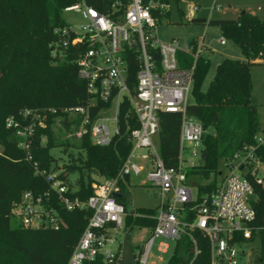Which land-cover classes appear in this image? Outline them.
Masks as SVG:
<instances>
[{
    "label": "trees",
    "instance_id": "trees-1",
    "mask_svg": "<svg viewBox=\"0 0 264 264\" xmlns=\"http://www.w3.org/2000/svg\"><path fill=\"white\" fill-rule=\"evenodd\" d=\"M76 1L0 0V264H67L93 212L87 208L69 211L55 193L48 200L45 193L50 191L49 184L44 176L36 174V170L52 172V148L76 147L85 152V157L79 155L66 166V176L61 178L68 185V196L72 200L86 202L94 194V183L119 175L133 147L129 134L139 127L125 100L119 113L120 134L109 145H94L89 133L77 140L65 138L79 131L81 125V117L66 112V109L85 105L88 100L87 84L79 78L77 66L84 48L80 44H71L72 36L61 32L67 26L64 9ZM161 1L171 3L172 0ZM173 1L178 3L179 0ZM90 3L96 6L98 1L90 0ZM180 15L182 17L183 13ZM157 16L161 20L169 19L170 12ZM188 23L221 26L224 38L236 43L245 58L244 61L224 59L217 66L207 91L202 92L211 62L198 53L195 40L189 44L190 53L178 52L181 67L194 66L191 92L195 102L187 105V114L199 121L205 130L200 144V164L188 168L182 166L189 183L195 179L205 181L194 185L201 198L212 193L223 180L221 166L230 165L235 154L243 149L255 146V156L264 166V144L259 145L256 141L262 129L257 107L251 101V68L264 64V21L243 12L236 20L194 18ZM65 39L69 41L67 46L63 45ZM59 57L62 62L56 65L55 59ZM137 70L135 65L129 79L131 89L135 87ZM102 107V103L96 105L93 115ZM26 110L47 111L46 127H36L29 140V155L19 147L23 139L18 135L19 130L32 122L31 117L22 116ZM49 110H56V113ZM9 118H14L19 127L7 128ZM158 118L159 156L166 168L178 169L182 116L161 112ZM56 121L62 125L59 129ZM69 173H78L81 177L76 190L69 185ZM84 176L88 177L87 182L82 179ZM247 178L253 185L251 205L256 212L255 230L249 241L261 236L258 264H264V184H258L250 174ZM130 184L131 176L120 179V192L116 196V201L125 205L124 231L130 234L136 226L151 231L154 220L140 216H154L157 209L133 210ZM26 192L41 196L45 205L53 206L62 222L58 230L23 226L20 217L13 214V208ZM197 238L201 250L198 264H207L209 244L198 234ZM192 249L189 242L177 244L169 264H182ZM84 264L105 262L98 258Z\"/></svg>",
    "mask_w": 264,
    "mask_h": 264
},
{
    "label": "built area",
    "instance_id": "built-area-1",
    "mask_svg": "<svg viewBox=\"0 0 264 264\" xmlns=\"http://www.w3.org/2000/svg\"><path fill=\"white\" fill-rule=\"evenodd\" d=\"M97 1L94 6L90 0H77L64 9V12L79 14L83 20L81 31L67 24L61 32L72 36L71 44H80L84 48L77 66L79 78L86 82L88 93L85 105L68 108L66 112L81 117L78 136L89 133L96 146H107L120 134L119 113L125 100L139 127L129 134L133 147L119 175L94 183V194L86 202L68 196V185L61 178L66 176L62 169L56 173L36 170V174L44 176L49 184L50 191L45 193L48 200L55 193L67 210L87 208L93 212L67 264L95 262L98 258L105 264H121L123 240L128 233L124 231L125 207L116 201V195L120 192V179L126 175L140 176L143 172L157 189L160 203L154 216H140L154 220L155 226L144 246L132 247L134 264L164 262V259L153 260L151 256L157 239L163 240L158 249L161 253L169 250V241L175 246L191 243L192 253L182 264H198L201 250L197 234L209 244L207 264H241L242 258L249 257L241 248L252 239L256 220L251 205L253 185L247 175L253 176L258 184H264L260 175L264 166L255 156L256 147L250 146L236 153L216 189L198 198L182 167V151L187 145H200L205 133L202 124L187 114L186 99L193 88L194 66L181 67L176 40L161 41L156 34V27L162 21L157 14L170 12V3L161 0ZM215 7L220 5L216 2ZM221 43L225 41L221 40ZM68 44L65 39L63 45ZM135 65L138 67L136 83L131 89L129 79ZM99 103L103 107L93 115ZM46 112L26 110L22 113L24 118L31 117L32 120L18 131L23 139L19 147L28 155L29 140L35 128L46 127ZM49 112L56 113V110ZM161 112L182 116L178 169L164 166L152 141L153 137L159 136L158 115ZM6 125L11 128L20 124L9 118ZM256 141L259 145L264 144V137L258 136ZM140 149H147L149 155H137ZM13 214L20 217L25 228L58 230L62 224L53 206L45 205L41 196L35 197L31 192L23 195L22 201L13 208ZM120 235H124L122 241L118 239Z\"/></svg>",
    "mask_w": 264,
    "mask_h": 264
},
{
    "label": "rangeland",
    "instance_id": "rangeland-1",
    "mask_svg": "<svg viewBox=\"0 0 264 264\" xmlns=\"http://www.w3.org/2000/svg\"><path fill=\"white\" fill-rule=\"evenodd\" d=\"M220 5L219 8L215 7V3ZM170 17L164 18L160 24L156 27V34L161 41H170L175 39L178 48L182 52H186L189 48V43L193 40L198 41L201 46V56L208 59L211 62L210 68L205 76L202 92L207 91L211 81L213 80L217 66L224 60H239L244 61L245 58L239 49V47L230 39H226L223 36V28L219 25H196L188 23L189 20L194 18H204L209 20H236L243 12H248L264 21V0H179L178 3L171 1L170 3ZM196 7V9H195ZM181 12L183 16L181 17ZM64 21L71 25L75 30L81 31L83 20L80 15L75 12H64ZM221 40L225 43L222 44ZM62 62L61 57L55 59V64L58 65ZM251 80H252V96L251 101L256 105L258 110V116L261 124V133L259 136L264 137V64L253 65L251 68ZM195 102V98L192 92L186 99V104L191 105ZM57 122V121H56ZM57 129L62 125L55 123ZM54 124V125H55ZM209 133L212 131L209 130ZM78 131L66 136L70 140H77L79 138ZM153 144L157 154L160 153V140L159 136L153 137ZM201 145H187V149L182 151L183 166L185 168L190 167V163L198 165L201 162L200 158ZM1 152V148H0ZM137 155H149L147 149H140L136 152ZM54 163L51 171L56 173L59 169L65 170L66 166L71 164L73 159H77L79 155L85 157V152L78 150L76 147L63 148L55 147L50 150ZM221 171L225 175L227 169L222 165ZM264 178V168L260 173ZM97 178V177H95ZM69 185L73 190L78 188L81 177L78 173L68 174ZM85 182L88 181V177L82 178ZM197 183L202 184L205 181L201 179H195L190 182L194 187ZM130 192V205L133 210L146 208L157 209L160 200L157 195V189L147 180L146 172H143L140 176H131V184L129 187ZM150 230L146 227H134L130 232L131 238L130 244L132 247L144 246L149 238ZM124 235L118 237L119 241L123 240ZM163 240L157 239L151 249V256L153 260L164 259L161 264H169L172 257L175 254V244L173 242H167L169 250L166 253L159 252V244ZM262 238L257 236L255 240L249 241L248 244L242 246L241 250L247 252L249 257L242 258L241 264H258V256L261 248Z\"/></svg>",
    "mask_w": 264,
    "mask_h": 264
},
{
    "label": "water",
    "instance_id": "water-1",
    "mask_svg": "<svg viewBox=\"0 0 264 264\" xmlns=\"http://www.w3.org/2000/svg\"><path fill=\"white\" fill-rule=\"evenodd\" d=\"M122 206L125 207L124 204H122ZM120 263L121 264H134V250L130 244V236L128 234L124 236L122 256H121Z\"/></svg>",
    "mask_w": 264,
    "mask_h": 264
},
{
    "label": "crops",
    "instance_id": "crops-1",
    "mask_svg": "<svg viewBox=\"0 0 264 264\" xmlns=\"http://www.w3.org/2000/svg\"><path fill=\"white\" fill-rule=\"evenodd\" d=\"M196 41V40H195ZM197 42V48H198V53L201 55V46H199V44H198V41H196ZM190 44V43H189ZM181 51V50H180ZM190 47L188 48V50L186 51L187 53H190ZM257 62H260V61H257Z\"/></svg>",
    "mask_w": 264,
    "mask_h": 264
}]
</instances>
